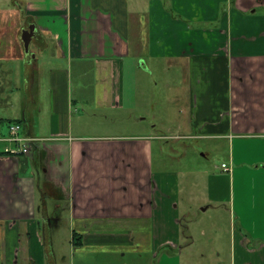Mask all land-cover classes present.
<instances>
[{"label":"crops","instance_id":"0c3cea01","mask_svg":"<svg viewBox=\"0 0 264 264\" xmlns=\"http://www.w3.org/2000/svg\"><path fill=\"white\" fill-rule=\"evenodd\" d=\"M140 69L168 72L164 100ZM11 123L27 153L5 152ZM199 140L219 172L177 165ZM196 208L264 264V0H0V264H57L62 223L73 254L180 255Z\"/></svg>","mask_w":264,"mask_h":264},{"label":"rangeland","instance_id":"374dc122","mask_svg":"<svg viewBox=\"0 0 264 264\" xmlns=\"http://www.w3.org/2000/svg\"><path fill=\"white\" fill-rule=\"evenodd\" d=\"M155 68V67H154ZM168 72H163L157 69L154 71H145L140 69L139 75L142 79L143 85L141 88L147 91V85H155L156 82V90L154 92L157 93V98L160 100L165 99V89L164 85V76H167ZM145 86V87H144ZM145 105L142 107L143 113H139V110H135L132 113V116L135 117L139 115H147L150 116V113L147 114V102L152 100V98H144ZM155 104H156V96H155ZM161 105L156 108V110H160ZM152 109V108H151ZM150 111V109H149ZM156 112V111H155ZM122 116H126L127 113H120ZM119 114H114L112 118V122H114ZM111 116V115H110ZM146 116V117H147ZM121 117L118 119V122L121 124L124 122ZM148 120V118H146ZM117 123V124H119ZM108 126V125H107ZM112 126V125H111ZM109 126L108 128H111ZM121 127L122 125H118ZM119 131H134L135 128L132 126H127L126 128H118ZM167 140H162V145L160 146L161 150L166 151L167 153L175 152V150H179V144H176L175 140L166 138ZM190 149L191 154H187V156H182L179 158L177 165L186 164L189 165V168L192 169L193 175H196L195 172L198 167L206 166L210 172H219L215 168L219 166L220 161L224 159L223 153L216 152L213 149V145H211L210 141L207 140H199L198 143H193ZM206 149L210 153L207 156H201L203 150ZM184 180V178H183ZM196 213L191 220L188 222H183L182 224V232L185 236H189L193 243L190 247L182 250L180 255L176 252H167L163 256L160 253L156 258H150L148 256V250L143 254V256L137 257L136 253H132L129 250H126L124 254L122 252L119 256L108 254L105 250H94L91 248H85V251L82 253L74 251L75 254L71 251L70 240L68 239L67 234V226L65 223L61 225H57L56 228H51L50 231V247L52 248L51 255L53 259L57 262V264H69L70 259L74 256L75 264H107L108 261L112 262V264H239L243 258H239L238 256H233L230 250V238L228 234V224L224 221L223 213L219 210L207 209L202 211L199 208H196ZM203 231V232H201ZM184 243H188L187 241H183ZM81 252V251H80ZM242 263V262H241Z\"/></svg>","mask_w":264,"mask_h":264},{"label":"built area","instance_id":"2783aa9c","mask_svg":"<svg viewBox=\"0 0 264 264\" xmlns=\"http://www.w3.org/2000/svg\"><path fill=\"white\" fill-rule=\"evenodd\" d=\"M19 130V123H11L9 125L8 135L5 138L8 142H11L13 144L12 146H7L5 148V152L13 156L20 153H27L28 143L32 140L31 138L21 135L19 133ZM221 167L224 170H227L229 168L226 163H222Z\"/></svg>","mask_w":264,"mask_h":264},{"label":"water","instance_id":"95a60500","mask_svg":"<svg viewBox=\"0 0 264 264\" xmlns=\"http://www.w3.org/2000/svg\"><path fill=\"white\" fill-rule=\"evenodd\" d=\"M33 26L30 25L28 28H25L22 30V41L24 44V48L27 50L28 49V45L31 39V36L33 34Z\"/></svg>","mask_w":264,"mask_h":264}]
</instances>
